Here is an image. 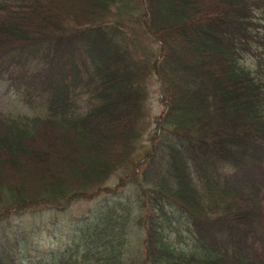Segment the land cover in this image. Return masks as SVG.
Segmentation results:
<instances>
[{
	"label": "trees",
	"instance_id": "1",
	"mask_svg": "<svg viewBox=\"0 0 264 264\" xmlns=\"http://www.w3.org/2000/svg\"><path fill=\"white\" fill-rule=\"evenodd\" d=\"M204 1L0 0V70L26 58L24 101L38 99L0 112V220L135 193L36 262L25 237L8 234L12 250L0 237V264H264V0ZM177 31L195 53L170 42ZM152 76L163 110L149 132Z\"/></svg>",
	"mask_w": 264,
	"mask_h": 264
},
{
	"label": "rangeland",
	"instance_id": "2",
	"mask_svg": "<svg viewBox=\"0 0 264 264\" xmlns=\"http://www.w3.org/2000/svg\"><path fill=\"white\" fill-rule=\"evenodd\" d=\"M201 4V8L204 0H194ZM207 1V0H206ZM193 2V0H192ZM196 4V3H195ZM198 4V5H200ZM188 7V6H187ZM192 8V7H190ZM160 10V9H159ZM216 12L217 8L214 6H210L208 12ZM162 13V12H161ZM171 18V17H168ZM173 20V19H171ZM174 36V37H173ZM173 36H170V42L174 44H180L181 48L186 52L191 54L194 50L193 46H190L189 43L185 42L183 36L177 31ZM195 53V52H194ZM12 56L9 57L6 65L3 69L0 70V112L4 114H14L17 112H27L31 113L32 109L37 108V97L32 100V104L29 105L24 101L26 97V88L25 81L27 80L26 74L22 75V68H25V63L27 62L26 58H22L19 62H13ZM247 63H250L248 60ZM30 65V64H29ZM21 66V67H20ZM12 69L13 72H10ZM148 82L145 85L147 89V100H146V109L144 113V118H141L142 123L148 121L150 123V131H152L154 127V117L158 116L160 112L163 110V104L160 101L159 95V83L156 76H152L148 78ZM178 78H176V82ZM172 82V79L170 81ZM25 88V90H24ZM85 103L81 101L80 106L82 110L85 107ZM143 135L142 143H145L146 146L149 145L148 142V133ZM100 137L99 139H101ZM111 140V139H110ZM110 143L118 142L111 140ZM118 145V143L116 144ZM108 147L105 144L101 145L103 151V155L101 157L104 158V155L110 154L107 151ZM81 151V150H80ZM88 151V150H87ZM91 152V151H90ZM87 152L88 155L82 154L80 156L81 159L86 160V162L91 158H94L93 154ZM79 153V152H78ZM78 157V154L77 156ZM83 157V158H82ZM106 157V156H105ZM182 157H184L182 155ZM100 158V157H97ZM102 159V158H101ZM125 171L119 170L116 174L112 175L109 180L106 182V186L114 187L117 183L118 176L124 174ZM134 188L129 185L127 186H119L118 189H115L114 193L106 194L105 192H101L95 198L91 200H78L69 203L65 210L62 211H52L47 208L42 209L46 211L36 212L31 210H26L18 215H12L10 218H5L0 220V237L5 238L4 243H8V247L12 250L14 247L11 245L10 241L21 237H25L28 240L26 245V254L32 258L34 262L37 261L38 258L42 256V254L53 253L52 251H59L66 248L70 242L73 235V230L80 226H86V223H89L93 220L94 216L97 215L96 209H106V207L114 205L115 201L118 203L128 202L130 206L134 205ZM125 205L113 206L111 209H124ZM127 209V208H126ZM131 211L130 216L132 217L129 225L127 226L126 235H128L129 239L126 241V258L127 261L131 259L129 262L133 260L140 259L142 253L141 247V229L137 225L134 224L135 221V209H129ZM33 226L32 231H30ZM15 233L12 239H9L8 234ZM187 231L182 228L181 234L185 235ZM31 235V237L29 236ZM190 236H193V233H190ZM185 241H188L184 237ZM10 243V245H9ZM183 244L182 242H179ZM13 255V254H11ZM21 260L20 264H27L28 259H22L20 255H16V263Z\"/></svg>",
	"mask_w": 264,
	"mask_h": 264
}]
</instances>
